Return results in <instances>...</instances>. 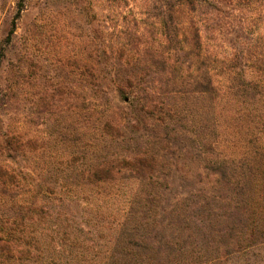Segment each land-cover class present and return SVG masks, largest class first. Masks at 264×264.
<instances>
[{
	"label": "trees",
	"instance_id": "trees-1",
	"mask_svg": "<svg viewBox=\"0 0 264 264\" xmlns=\"http://www.w3.org/2000/svg\"><path fill=\"white\" fill-rule=\"evenodd\" d=\"M142 1L157 36L130 47L114 44L107 60L79 62L80 125L75 131L79 140L96 142L73 146L60 161L59 173L37 169L25 117L6 111L19 80L15 71L5 84V52L0 49V264H141L139 253L116 250L124 247L118 245L122 242L109 246L100 235L107 227L94 231L107 213L94 205L93 191L80 185L147 177L156 162L151 145L188 137L187 131L175 129L182 122L196 128L192 142H205L202 150L195 148L194 157L219 185L238 187V204L224 216L217 235L243 231L241 218L248 209L241 205L256 202L255 190L264 189L263 37L245 35L238 47L220 45L218 14L228 7L223 0ZM125 50L139 56L124 59ZM62 88L65 93L70 85ZM151 122L161 128L159 135L153 128L152 133L134 134ZM37 139L43 150L42 137ZM222 141L244 147L243 154L215 150ZM38 160L43 164L44 155ZM123 166L131 173H122ZM96 194L101 202L104 197Z\"/></svg>",
	"mask_w": 264,
	"mask_h": 264
},
{
	"label": "rangeland",
	"instance_id": "rangeland-1",
	"mask_svg": "<svg viewBox=\"0 0 264 264\" xmlns=\"http://www.w3.org/2000/svg\"><path fill=\"white\" fill-rule=\"evenodd\" d=\"M223 1L228 7L223 6L218 14L220 45L238 47L245 35L253 39L262 36L264 40V0ZM143 3L0 0V49L5 52L1 76L6 84L17 71L15 79L19 80L18 91L6 111L18 119L25 117L27 131L34 139L33 161L38 170L43 166L59 173L63 170L60 161L78 142L95 145L92 139L79 140L75 131L80 125L76 100L82 71L79 62L107 60L109 47L114 44L130 47L149 35L157 36L156 27L151 25L153 16ZM136 55L138 51L125 50L123 58L132 60ZM66 83L70 90L64 93ZM97 114L98 110L92 111V118ZM152 128L159 135L161 128L152 122L140 126L134 134L152 133ZM175 129L187 131L188 137L171 139L169 145L163 140L151 145L156 162L147 177L80 185L93 191L94 205L100 204V210L107 213L104 222L94 224V231L107 227L100 235L109 239V246L122 242L118 245L124 247L116 250L139 253L141 264H264V189L255 190L256 202L241 205L248 209L241 218L243 231L237 236H218L216 230L224 226V216H230L227 213L234 212L238 204V187L219 185L203 162L194 157L195 148L202 150L205 145L190 140L195 127L182 122ZM38 137L44 141L43 150L36 141ZM240 148L244 147L222 141L215 150L241 155ZM42 155L43 164L38 160ZM122 173L128 175L131 170L124 167ZM96 192L104 197L101 202L95 200ZM256 205L258 210H252Z\"/></svg>",
	"mask_w": 264,
	"mask_h": 264
}]
</instances>
